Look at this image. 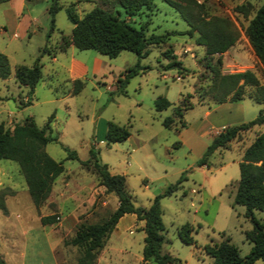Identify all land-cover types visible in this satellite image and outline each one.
Wrapping results in <instances>:
<instances>
[{
  "label": "rangeland",
  "instance_id": "374dc122",
  "mask_svg": "<svg viewBox=\"0 0 264 264\" xmlns=\"http://www.w3.org/2000/svg\"><path fill=\"white\" fill-rule=\"evenodd\" d=\"M51 0H9L0 3V53L9 63L10 73L0 79V122L11 128L29 116L37 127L49 121L46 134L56 140L48 141L44 149L57 161L63 171L53 180L51 190L43 203L35 208L26 190L23 177L14 161L2 160L7 181L0 183V256L6 264H76L78 248L68 244L80 223L98 222L116 205V197L98 184L96 174L79 164L88 158L89 148L96 151L100 162L110 173L122 174L125 190L134 205L147 207L154 195L161 194L183 178L169 195L161 196L159 206L163 224L161 252L177 257L180 264H211V258L202 250L209 241L228 238L245 255L250 242L244 232L251 222L243 216L241 205H231L235 182L238 179V161L241 150L264 125L253 127L233 140L228 149L214 151L207 165H197L212 135L226 126L251 120L261 105L249 98L213 103L209 96L198 101L195 90L209 84L206 60L214 62L217 55L208 57L203 46L194 41L195 33L170 34L164 42L149 46L146 57L140 58L149 69L130 77L124 93L116 90V79L124 69L132 66L136 55L127 50L109 58L93 49L70 47L65 53L58 50L61 37L68 38L72 27L65 8L72 4L76 14L101 6L99 0H57L59 9L53 14L50 30ZM203 4L206 15L230 18L239 31V37L220 55V72L252 70L260 83L264 72L242 33L247 23L232 7L249 2L255 9L264 0H197ZM113 13L120 6L104 4ZM125 19L134 26L144 24L146 34L184 31L185 21L169 5L153 0L152 10ZM46 45L48 53L40 54ZM166 50L180 62L179 68L164 69L168 59ZM82 59L87 67L78 76L83 85L72 94V79L66 71L69 52ZM39 56L41 77L32 93L19 85L13 77L17 64L30 65ZM93 57L96 60H93ZM94 73V74H93ZM164 97L170 106L154 110V99ZM29 100V104H23ZM191 104L182 110L181 117H173L170 128L162 125V118L172 114L174 106ZM107 121L126 125L128 137L121 142L106 143ZM184 123V127L180 124ZM174 128H177L176 130ZM63 147L75 151L77 159L66 158ZM53 215L55 221L41 224L39 217ZM255 218L264 224V209L254 211ZM187 222L192 226L194 244L179 240L176 227ZM143 222L132 213L123 214L117 221L94 264H140ZM148 264H153L148 261ZM253 264H263L260 259Z\"/></svg>",
  "mask_w": 264,
  "mask_h": 264
},
{
  "label": "trees",
  "instance_id": "16d2710c",
  "mask_svg": "<svg viewBox=\"0 0 264 264\" xmlns=\"http://www.w3.org/2000/svg\"><path fill=\"white\" fill-rule=\"evenodd\" d=\"M9 0H0V3ZM101 6L95 5L80 17L74 8L68 5L65 8L66 17L72 27L68 38L61 37L58 50L63 51L68 45L77 49H93L109 58L115 57L120 51H131L136 55L135 63L124 69L116 79V90L124 93L128 79L139 72L149 69L142 65L140 58L149 53V46L158 45L170 34L195 33L194 41L203 46L204 54L208 57L217 55L214 62L206 60L209 71V84L206 89L195 90L198 101L209 96L213 103L236 101L244 97L261 105L257 114L249 121L226 126L212 135L201 156L196 160L197 165H207L209 156L216 150L228 149L233 140L239 139L241 133L253 127L264 125V83H260L255 73L250 69L222 73L220 72V55L231 47L239 37V31L233 21L227 16L206 15L203 4L197 0H161L172 7L185 21L187 28L184 31H171L162 34H146V26L139 24L137 27L125 19V16L146 15L152 10L153 0H99ZM117 3L124 16L119 17V11L113 13L109 8L103 7L107 3ZM57 0H51L47 7L50 14V30L53 28V14L59 9ZM232 11L247 18V23L242 27V33L262 71H264V1L255 9L249 2H242L232 7ZM51 53L44 45L40 54ZM164 57L168 59L164 69L179 68L180 62L174 60V54L166 50ZM41 64L37 56L30 65L17 64L13 70L14 80L28 88L32 93L33 88L41 77ZM10 73L7 57L0 53V79H5ZM83 85L80 78L72 79L71 93L79 92ZM154 110L161 111L170 106L164 97L154 99ZM29 104L26 100L23 104ZM191 104L174 106L172 114L162 118V125L171 127L173 117H181L182 110L190 108ZM51 114L42 127H37L29 116L20 122H15L11 128L0 122V160L14 161L23 177L26 190L35 208H38L47 198L53 180L63 171L61 161L50 157L44 146L48 141L56 140L46 134L49 129ZM184 123L180 127H184ZM175 130L177 128H174ZM129 135L126 125H119L107 121L104 139L106 143L121 142ZM66 158L77 159L75 151L63 147ZM88 158L79 160L83 167L91 169L97 177L98 184L105 191L112 192L117 204L115 208L102 220L93 223H80L74 235L67 241L68 244L78 248L76 264H94L99 250L103 247L111 231L115 228L118 219L125 213L134 214L137 220L143 222V238L140 264H180V260L168 252H161L163 238V224L159 199L161 196L174 192L183 178L181 174L175 183L169 185L161 194L154 195L147 207L134 205L125 190V180L122 174L110 173L107 165L100 162L93 148L88 150ZM238 179L235 182L231 205H241L244 208L243 216L251 222V228L244 232V237L250 242L248 252L240 256L238 249L228 238L220 241H209L202 246V250L211 258V264H253L260 259L264 264V224L259 222L254 211L264 209V128L258 130L251 141L242 148L238 161ZM0 209H4L0 202ZM41 224L55 221L53 215L39 217ZM192 226L187 222L176 227L175 233L180 241L194 244L191 236ZM0 264H5L0 256Z\"/></svg>",
  "mask_w": 264,
  "mask_h": 264
},
{
  "label": "crops",
  "instance_id": "0c3cea01",
  "mask_svg": "<svg viewBox=\"0 0 264 264\" xmlns=\"http://www.w3.org/2000/svg\"><path fill=\"white\" fill-rule=\"evenodd\" d=\"M247 42V41H246ZM248 44V43H247ZM70 47H73L72 45H68L65 50L61 51V52H66L68 49H70ZM234 45H232L231 47L229 48H233ZM249 47V45H248ZM228 48V49H229ZM250 48V47H249ZM227 49V50H228ZM60 51V50H59ZM225 52V51H224ZM255 57V56H254ZM49 58L51 59V61L55 60V52H51V56H49ZM93 60H96L95 57H93ZM260 65V64H259ZM66 67V71L68 72V76L69 78L71 79H74V78H78V76H81V75H84L86 74L87 72V67L85 65V63L82 61V59L78 58L77 56H75L73 54L72 51L69 52V55H68V60H67V63L65 65ZM261 67V66H260ZM264 72V71H263ZM94 74V73H93ZM227 101L225 102H221V103H218V104H224L226 103ZM2 161V160H0ZM4 170L5 168L2 166V164H0V183L2 181H7V178L4 176ZM116 204H117V201H116ZM116 206V205H115ZM4 260V259H3ZM5 262V260H4ZM6 264V262H5Z\"/></svg>",
  "mask_w": 264,
  "mask_h": 264
}]
</instances>
